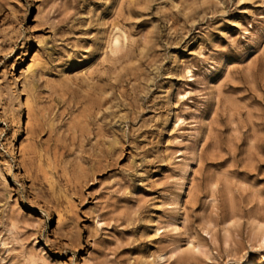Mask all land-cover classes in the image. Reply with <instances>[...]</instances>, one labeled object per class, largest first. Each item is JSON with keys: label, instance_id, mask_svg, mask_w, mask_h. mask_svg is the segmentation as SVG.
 I'll return each mask as SVG.
<instances>
[{"label": "rangeland", "instance_id": "374dc122", "mask_svg": "<svg viewBox=\"0 0 264 264\" xmlns=\"http://www.w3.org/2000/svg\"><path fill=\"white\" fill-rule=\"evenodd\" d=\"M256 223L264 0H0V264H264Z\"/></svg>", "mask_w": 264, "mask_h": 264}, {"label": "bare ground", "instance_id": "6f19581e", "mask_svg": "<svg viewBox=\"0 0 264 264\" xmlns=\"http://www.w3.org/2000/svg\"><path fill=\"white\" fill-rule=\"evenodd\" d=\"M115 43L116 44H119V39L116 38L115 39ZM23 150V149H22ZM28 169V168H27ZM255 230L257 231V233L261 236V238L264 240V225L263 224H260V223H256L255 224ZM195 242V241H193ZM198 244V243H196ZM197 246V245H196ZM193 247V246H192ZM195 247V246H194ZM145 262V260H144ZM146 263V262H145ZM247 264H255V262L253 261H248Z\"/></svg>", "mask_w": 264, "mask_h": 264}]
</instances>
